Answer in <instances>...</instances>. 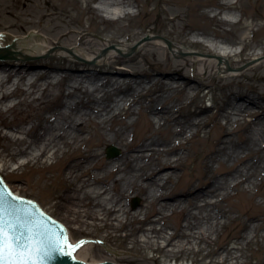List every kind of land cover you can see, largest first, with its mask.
<instances>
[{
    "label": "bare ground",
    "instance_id": "obj_1",
    "mask_svg": "<svg viewBox=\"0 0 264 264\" xmlns=\"http://www.w3.org/2000/svg\"><path fill=\"white\" fill-rule=\"evenodd\" d=\"M129 4L125 0H104L100 9L112 21L120 20L124 6ZM234 6L235 2L226 0L222 11ZM221 13L214 15L212 22L240 23L229 15L219 18ZM180 18L176 15L174 20ZM28 27L37 33L34 40L10 35L25 31V26L0 25V46L17 40L19 48L24 45L26 53H31L28 61L44 58L38 63L70 66L82 72L75 75L70 70L63 73L48 68L27 72L21 61H14L10 69L0 70V175L14 176L16 168L11 164L21 157L25 158L18 168L30 164L48 168L67 156L80 155L74 163H65L60 173L63 187L54 197L69 220L79 224L77 230L87 236L79 243L70 233L69 244L75 246L72 248L75 258L90 263L93 251L103 248L106 252L102 251L99 262L142 264L136 258L119 255L114 248L121 245L127 249L131 244L132 250L161 252L166 259L197 247L203 259H210L208 264H241L240 260L247 258L246 246L258 243L260 264H264V192H259L264 179V94L252 97L229 93L216 103V122L220 119L225 122L202 162L207 185L197 188L192 184L175 198L170 191L180 177L178 171L185 168L190 143L209 126L210 117L204 115L210 109L189 110L188 104L181 105L173 94H192L189 99L192 102L206 81L217 74L231 78L249 70L264 72L263 60L246 71L240 67L243 61L264 56V46L257 43L253 49L258 47L261 52L246 53L248 44L243 43V50L234 52L223 43L234 45L236 41L217 31L191 28L182 41L158 37L139 46H159L173 55L185 51L181 44L200 47L212 56H192L191 61L175 62L180 70H192L194 78L183 79L176 71L168 74L160 71L158 77L152 71L139 78L128 74L124 64L127 60L122 55L137 43L128 44V37L114 34L106 39L105 30L94 36L84 28L69 29L64 23ZM41 34L48 37L43 39ZM261 78L264 81V76ZM55 89L59 91L57 95L53 93ZM18 96L24 97L19 104L14 101ZM20 104L40 111L28 113L19 123L10 121L9 113ZM137 104L138 112L134 108ZM132 116L136 118L128 122L126 119ZM140 116L148 122L141 133L134 129ZM88 123L99 129V136L94 147L84 149ZM165 127L167 132L163 133ZM137 136L141 140L136 142ZM112 143L124 147L119 159L108 160L104 156V148ZM214 163L219 164L217 169ZM239 191L250 195L260 210L258 213L231 204L225 206ZM133 194L141 195L144 208L131 210ZM168 211L182 215L185 220L173 232L166 230L171 227ZM154 216L159 217L155 220ZM157 222L163 225L158 226ZM231 223L238 224L237 234L218 242L221 230ZM91 230L102 237L99 245L88 237L93 236ZM121 231L125 235L118 234ZM233 239L237 241L233 243Z\"/></svg>",
    "mask_w": 264,
    "mask_h": 264
},
{
    "label": "rangeland",
    "instance_id": "obj_2",
    "mask_svg": "<svg viewBox=\"0 0 264 264\" xmlns=\"http://www.w3.org/2000/svg\"><path fill=\"white\" fill-rule=\"evenodd\" d=\"M104 0H0V25L8 26L15 25L17 27L25 26L27 29L21 32H10L11 36L16 35L19 39L34 40L37 33L34 32L33 27H28L31 24L53 26L56 23H64L69 26V29L84 28L91 32L94 36H99L101 30H105L106 39L114 34L123 35L128 37V44H139L140 41L149 37L142 45L151 43L152 39L158 37H167L169 40L182 41L184 36L191 28L198 30L210 29L219 32L222 36L228 37L236 44L231 45L229 42H224L234 52L243 50V43L248 44L245 49L246 53L251 51L261 52L260 48L256 47L257 43L264 46V0H230L235 2L233 9L229 11H222L223 3L226 0H125L131 4L125 5L124 10L130 16L122 12L121 19L112 21L107 13H104L100 8ZM122 1V0H121ZM222 12V13H221ZM219 18L227 17L228 15L233 20H238L240 23L223 24L212 22V17L220 14ZM176 15H180V19H175ZM205 15V16H204ZM245 27L246 29H242ZM46 34H41L43 39H46ZM45 37V38H44ZM94 39V38H93ZM243 41V42H242ZM179 44V43H178ZM134 45V46H135ZM184 46V52L178 55L171 54L167 49L160 48L159 46H138L136 51L131 53V50L122 55L127 61L124 63L128 69V74H136L139 78L147 76L152 71L155 72V77H158L160 71L167 74L169 72H177L183 79L194 78V72L188 68L179 69L175 66V62H181L184 59L191 61L192 56H212L202 50L196 45L181 44ZM132 49V48H131ZM192 52V53H187ZM44 58H37L29 60L38 63ZM47 59V58H45ZM264 61V56L258 60H246L240 63V67L245 71L249 70L252 65L259 61ZM264 72L257 73L254 70H249L245 74L238 77L222 78L219 74L215 75L206 81V84L201 89L202 91L194 98L192 102L189 101L192 94L175 93L174 99H178L181 105L189 106V110L197 108H207L204 115H210L207 119L209 126L203 129L197 137L190 143V150L186 152L184 159L185 168L179 170L180 177L175 180V184L171 188L174 198L183 195L192 184L197 188H204L206 182V170L203 166V159L205 155L211 152L213 148V141L215 137L219 136L222 132L220 125L224 124L225 120L220 119L216 122L218 108L216 103H220L224 97L233 93L237 96H252L259 97L264 94V81H262ZM13 89L15 87H12ZM54 95L59 93L58 89L54 90ZM205 96V97H204ZM24 97L18 96L15 98V103L19 104L23 101ZM138 112L140 105L134 106ZM40 110L35 109L32 111L27 105H17V107L9 113V119L12 122L19 123L28 113H38ZM122 117H120L121 119ZM136 116L127 118L128 122L134 120ZM1 122V121H0ZM28 127V125H25ZM89 132L86 134L87 142L84 149L92 148L98 142L99 129L93 124H86ZM148 127V122L144 116H140L135 130L141 133L142 130ZM234 129L235 126H229ZM166 133V127L162 130ZM138 133V134H139ZM111 134V132H110ZM238 138V136H236ZM141 136H137L135 141H140ZM131 141V137H128ZM112 145L117 147L121 152L118 156L108 158L107 149ZM104 148V156L108 160L119 159L124 152V147L118 144H110ZM80 155H70L65 157L61 162L54 164L52 167L43 168L38 164H30L26 167L18 168L20 163L24 161L25 157H21L17 162L11 164L12 168H16L14 176L8 173L1 174L7 185L11 186V191L18 196L24 198H31L36 201L40 207L46 211L51 217L60 221L67 229L68 235L73 233L76 241L86 240L85 234L80 233L77 229L79 224L69 220V215L56 205L55 195L63 187L61 181V171L66 164L74 163ZM231 163H229L230 165ZM218 163H214V169H217ZM99 173V171H97ZM20 178V181H18ZM259 192H264V179L263 185L259 187ZM228 204L238 207L239 209L246 210L250 213H258L260 210L253 204L250 195L243 194L242 191L237 192ZM172 198L170 201H173ZM134 199H139V205L134 208ZM130 208L131 210H138L144 208V203L141 195L133 194L131 197ZM169 224L167 227L168 232H173L174 227L179 224H185V220L180 214H173L168 211L166 213ZM71 217V216H70ZM159 216H154L157 219ZM158 226L163 223L157 222ZM150 226V224H148ZM239 227L236 223H231L225 229L221 230V235L218 242H223L235 236ZM93 236L91 238L95 244L99 245V240L102 238L96 230H91ZM120 235H125L124 231L118 232ZM216 239V236H213ZM233 239V243L236 242ZM70 243V242H69ZM132 245L129 244L128 248L121 245H115L114 248L119 255L136 258L142 264H194L197 260L199 264H208L210 259H203L202 254L197 252V247L192 251L176 252L172 257L166 259L164 254L151 250H132ZM217 247V245L213 246ZM103 248L101 250L95 249L92 257L89 258L90 263H99ZM106 252V251H105ZM207 251H204L206 253ZM247 258L240 260L241 264H260L259 245L253 243L246 246ZM71 255L75 257L73 250ZM93 259V261H91ZM141 264V263H140Z\"/></svg>",
    "mask_w": 264,
    "mask_h": 264
},
{
    "label": "snow or ice",
    "instance_id": "obj_3",
    "mask_svg": "<svg viewBox=\"0 0 264 264\" xmlns=\"http://www.w3.org/2000/svg\"><path fill=\"white\" fill-rule=\"evenodd\" d=\"M40 215L31 209L30 201H17L6 187L0 188V264H47L53 252H63ZM63 244L75 247L66 234Z\"/></svg>",
    "mask_w": 264,
    "mask_h": 264
},
{
    "label": "water",
    "instance_id": "obj_4",
    "mask_svg": "<svg viewBox=\"0 0 264 264\" xmlns=\"http://www.w3.org/2000/svg\"><path fill=\"white\" fill-rule=\"evenodd\" d=\"M148 39H144L143 41H147ZM138 46H136L133 49V52L136 51ZM31 53H26V49L24 45H21V48H19L18 41L16 40L13 43H10L7 46H0V59H4L2 62H0V70H7L12 67H14V61H21L22 67L26 66L27 72L34 71L36 68H48L52 69L55 71L62 70L63 73H66L67 70H70L71 73H74L75 75H78L79 70H75L70 68V66H47V64H40L36 62H32L31 64L27 60V58H31ZM120 151L111 146L108 149V156L109 158L114 157L118 155ZM6 187L8 192L11 193V196L16 198L17 201H22V202H31V209L33 211H36L38 214H42L39 216L40 219L43 220L45 226L50 230L49 234L53 241H59L61 246L63 247V252L62 253H56L53 252V259L49 260L47 264H86L81 262V260L77 261L75 260L73 255H68L69 253L71 254L72 247H67L64 246L63 244V237L66 234L68 237L67 229L62 225V223L53 218H51L49 215H47L41 207L36 203V201H32L31 198H22L16 196L15 194L12 193V191L9 189L5 181L3 180L2 176H0V188ZM31 199V200H29ZM139 205V200L134 201V207H137ZM82 243V242H80ZM38 246V243H37ZM69 248V250H68ZM87 264H92V263H87ZM96 264V263H94ZM99 264H114V262H99Z\"/></svg>",
    "mask_w": 264,
    "mask_h": 264
}]
</instances>
